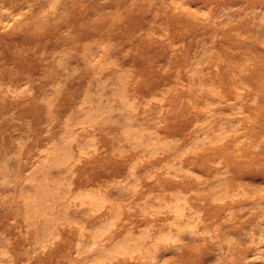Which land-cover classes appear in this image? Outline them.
<instances>
[{
  "label": "rangeland",
  "instance_id": "1",
  "mask_svg": "<svg viewBox=\"0 0 264 264\" xmlns=\"http://www.w3.org/2000/svg\"><path fill=\"white\" fill-rule=\"evenodd\" d=\"M0 264H264V0H0Z\"/></svg>",
  "mask_w": 264,
  "mask_h": 264
}]
</instances>
